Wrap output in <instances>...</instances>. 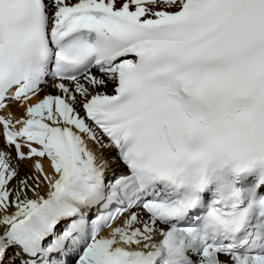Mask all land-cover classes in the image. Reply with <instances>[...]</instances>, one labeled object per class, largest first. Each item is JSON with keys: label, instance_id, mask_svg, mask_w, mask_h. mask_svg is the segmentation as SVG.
Returning <instances> with one entry per match:
<instances>
[{"label": "snow or ice", "instance_id": "snow-or-ice-1", "mask_svg": "<svg viewBox=\"0 0 264 264\" xmlns=\"http://www.w3.org/2000/svg\"><path fill=\"white\" fill-rule=\"evenodd\" d=\"M0 264H264V0H0Z\"/></svg>", "mask_w": 264, "mask_h": 264}, {"label": "bare ground", "instance_id": "bare-ground-1", "mask_svg": "<svg viewBox=\"0 0 264 264\" xmlns=\"http://www.w3.org/2000/svg\"><path fill=\"white\" fill-rule=\"evenodd\" d=\"M109 91H111V89H109ZM41 95H43V94H41ZM18 112H19V110H17ZM47 163V162H46ZM104 234H106V232L104 233Z\"/></svg>", "mask_w": 264, "mask_h": 264}]
</instances>
